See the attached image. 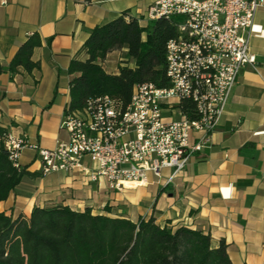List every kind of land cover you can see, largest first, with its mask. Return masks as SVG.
I'll return each instance as SVG.
<instances>
[{
    "label": "crops",
    "instance_id": "1",
    "mask_svg": "<svg viewBox=\"0 0 264 264\" xmlns=\"http://www.w3.org/2000/svg\"><path fill=\"white\" fill-rule=\"evenodd\" d=\"M154 0H0V128L15 137L25 135L44 149L67 141L60 128L69 102L72 60L84 61L82 46L91 30L113 19L147 24ZM37 34L40 46L30 73L7 67L19 46ZM255 69L243 67L224 114L211 137L209 149L192 156L170 183V170L157 182L148 174L146 186L108 187L104 179L92 182L85 174L40 173L41 163L31 149L21 151L23 176L0 213L11 220L30 217L34 208L66 207L74 212L124 218L132 222L154 218L159 227H178L209 235L211 246L220 242L232 264H264V6L256 12L250 38ZM117 65L102 69L117 74ZM106 59V58H105ZM130 68L132 64H128ZM195 134L191 135L194 138ZM83 165L93 166L88 159Z\"/></svg>",
    "mask_w": 264,
    "mask_h": 264
},
{
    "label": "built area",
    "instance_id": "2",
    "mask_svg": "<svg viewBox=\"0 0 264 264\" xmlns=\"http://www.w3.org/2000/svg\"><path fill=\"white\" fill-rule=\"evenodd\" d=\"M262 6L264 0H154L147 21L181 18L165 47L169 86L138 84L127 105L108 96L89 99L83 110L65 113L60 128L67 141L53 149L6 133L3 147L9 162L19 169L21 151L31 149L42 176L78 172L121 191L149 185L148 174L158 182L162 171L170 170V183L194 154L210 148L240 70L255 69L249 44ZM186 100L192 112L180 107ZM85 158L92 169L83 165Z\"/></svg>",
    "mask_w": 264,
    "mask_h": 264
},
{
    "label": "trees",
    "instance_id": "3",
    "mask_svg": "<svg viewBox=\"0 0 264 264\" xmlns=\"http://www.w3.org/2000/svg\"><path fill=\"white\" fill-rule=\"evenodd\" d=\"M181 18L147 21L143 27L124 16L94 28L82 46L86 60H72L67 72L73 77L65 113L81 111L91 98L108 96L127 105L134 86L152 83L168 87L165 47L176 34ZM40 46L37 34L17 49L7 70L30 73L38 65L31 60ZM117 74H108L101 63L114 51L122 52ZM128 64H132L130 68ZM2 68L0 66V73ZM192 112L190 101L180 105ZM0 128V201L23 176H36L14 168L3 147ZM0 264H232L222 241L213 248L209 235L178 227H159L154 218L132 222L124 218L91 215L89 210L34 208L30 217L11 220L0 213Z\"/></svg>",
    "mask_w": 264,
    "mask_h": 264
},
{
    "label": "rangeland",
    "instance_id": "4",
    "mask_svg": "<svg viewBox=\"0 0 264 264\" xmlns=\"http://www.w3.org/2000/svg\"><path fill=\"white\" fill-rule=\"evenodd\" d=\"M119 58L122 59V54L119 56ZM117 61H118V55L117 52H111L106 56L105 62H104V67L106 69H112L113 67H115L117 65ZM121 62V61H120Z\"/></svg>",
    "mask_w": 264,
    "mask_h": 264
}]
</instances>
